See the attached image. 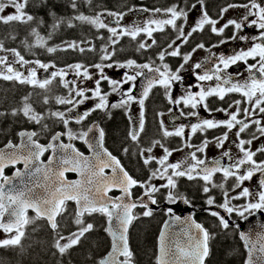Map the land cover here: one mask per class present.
Segmentation results:
<instances>
[{
	"label": "snow or ice",
	"instance_id": "1",
	"mask_svg": "<svg viewBox=\"0 0 264 264\" xmlns=\"http://www.w3.org/2000/svg\"><path fill=\"white\" fill-rule=\"evenodd\" d=\"M29 2L30 0H0V23L6 25L13 22L27 24L33 21L35 17L26 11ZM86 2L91 4L92 0H86ZM197 4L201 8V16L189 31H185V25L177 24V21L183 19L186 22L189 13L195 11ZM70 6L73 10H77V0H70ZM8 8H11L13 11L5 14ZM231 8L245 9L242 20L238 22L237 20L230 19L219 28L216 26L218 20L211 18L208 14L205 0H196V3L191 4L190 7L186 4L183 8L179 4H174L167 8L152 9L143 6L137 8L134 6L129 8L128 12H113L105 9L103 13H98L95 16H87L79 13L74 17L75 20L90 24L97 28V30L107 29L111 37H115V39H111L110 37L111 44H116L122 36H130L135 41L140 33H145L151 39V43L138 42L137 51L153 47L157 43L152 38L153 32L156 30L163 31L166 26H171L177 32V37L168 43L167 48L158 53V59L161 62L165 60L166 56H180L183 44L189 43L193 34L197 31L204 30L205 25L210 26L211 31L217 35L223 34L230 26H234L237 32L242 31L245 25L249 28L255 27L258 30V35L247 36L233 33L230 37L232 40L251 41V46L247 49L242 48L239 51H234L230 55H224L222 53L218 57L213 54L211 68H207L201 63L193 66V74L196 80L198 82L215 80L217 83L214 87L207 86L205 88L203 84H198L197 87L200 88L199 92L193 93L191 88H189L185 95L179 97H174L172 94L174 83L182 81L179 72L184 68V64H187L191 59L192 53L197 49H203L205 47L204 44H198L192 49V52L183 54L184 64H181L175 71L171 70L166 63H162L160 67H154V62L152 64L144 63L141 65L137 64L134 60H127L125 63L110 62L107 64L92 65L100 73L99 79H95V87L92 89L80 87V83L83 81L94 79L89 73L88 67L80 63L67 66L74 71L76 77L81 78L80 82H78L77 80H66L65 77L69 73L64 69L49 72L50 68L56 67L54 64L44 63L40 60H25L15 49H11L10 51L18 57L16 63L20 65V68L24 69L23 72L19 68L13 67V64L8 62L7 57H0V78L4 80L15 79L22 84H31L47 90L53 80L59 77L63 86L69 90V95L67 97H55V103L57 105H69L70 107L66 111L57 110L50 112L49 115L64 125L67 129L66 135L70 141L80 139L93 152V157L90 158L85 157L71 143H49L47 146H43L37 139H34L37 137L35 131L20 133V136L23 138L21 144L14 145L10 141L6 145L7 150H0V229H3L5 233L9 234L8 238L0 240V247L21 245V240L25 236L23 229L25 225L32 223V219L26 215L28 209H32L36 213L37 218H46L51 229L57 232L59 227L57 217L66 211L67 201H74L77 205L75 210V223L80 227L78 232L72 234L68 243L61 244L60 240L64 239V237L58 236L55 247L59 253L63 255L69 248L78 244L86 233L92 230L93 225L91 223L85 225L82 220L85 213L88 215L100 213L108 218L109 227L106 231L112 236V252L100 260L99 264H132L133 252L129 247L128 231L133 220L137 218L132 213V209L138 206L143 207L146 209L143 212V216H151L152 209L149 208L148 202L153 205L157 204L158 201L155 198V194L160 192L161 189L167 190L166 199L169 203L174 204L178 200H183V203L189 204L190 201L180 196L177 192L176 178L180 177H186L189 181L196 179L203 181L202 190L205 194H209L212 188H220L223 190L224 202L216 206L228 214L227 219L220 212L211 210V206L215 204V200L211 195L208 196L206 201L207 205L210 206L206 210L211 216L219 220V224L223 229H229L233 214L247 220L249 215H254L258 211L264 212V161L257 162L254 159L258 152L264 153V147L258 148L256 151H252L250 147H245V145L250 146L253 140L258 138L255 134H252V138L248 140L240 138L241 133L249 129L252 124L256 125L257 131L260 135L264 136V126H261V119H253L256 115L264 114V0H246L245 3L226 4L220 9V18L222 19L224 13ZM137 11L151 14V18L145 21L143 27L139 25L120 26V22L125 15ZM102 16L111 18L109 23H104L101 19ZM61 23H63L62 19L54 23L53 28L59 27ZM152 25H156L157 28L151 27ZM72 26L71 21H69V27ZM32 34L36 36V44H29L28 47H45L46 42L44 38L40 37L35 29H32ZM51 35L49 33V38H51ZM99 38L102 39V37ZM177 40H181L182 43L177 44ZM226 42V40L222 39L219 43L223 44ZM218 46L213 45V47ZM67 49H78L80 52L94 50L92 48L85 49L76 42L67 43L66 49L64 50ZM0 50H3L2 42H0ZM46 50L49 53H53L58 49L47 47ZM101 51L104 53L101 56L102 61L111 60V53L107 51V46L102 48ZM249 60H253L255 63H249ZM30 63L35 64L36 67H27ZM240 63L246 65V71L249 73V77L244 82H233V76L227 73L226 70L230 66H238ZM114 66L119 68L135 67L137 69H147V72L152 75L146 76L144 71H135L134 74L125 72L123 79L117 81L104 74L105 67L112 68ZM5 69L7 74L5 73ZM38 69H43L48 73V76L39 78L37 76ZM196 69H201L202 74L197 73L195 71ZM25 72L27 75H25ZM138 77H145V84L142 85V91L139 97L132 95ZM103 80H106L111 86L110 93L102 92L101 81ZM124 84H130L131 86L127 90H124L122 87ZM156 85L164 88L165 95L170 104L175 106L183 104L185 108H191L193 110L187 113L181 110L179 113L180 117H197V123L188 125L190 134L187 135L184 125L169 130L164 125L163 120L160 121V130L164 139L172 136L180 137L184 141L185 147L194 149L188 153V157L184 161L170 163L169 157L172 155L174 149H170L163 140H153L147 148L139 147L141 134L145 130V99L148 97L151 89ZM88 92H91V96L86 94ZM73 93L75 95H72ZM112 93H118L121 98L118 102L110 104L108 102V96ZM228 93H240L243 98L242 100H234L229 104L228 108L216 109V111L224 112L228 119H204L199 116L197 109L200 106L208 112L212 111L206 103L208 97L218 96L220 100H224ZM89 99L98 100L93 109L85 110L83 113L75 116L71 115L72 112ZM28 101L29 97H25L23 108L14 110L12 114L18 115L22 111L23 115L29 120L42 125V129H47V124L42 123L46 117L36 113ZM132 102H138L141 111L138 124L131 116L129 117L133 125L129 136L133 142L137 143L138 154L143 159L145 166H150L153 162L160 166L152 169L151 175L145 181H139L133 178L121 166L119 160L115 156H112L107 149L103 148V138L105 135L103 129L99 130L98 138L93 141L89 137V133L93 131L92 128L81 133H75L69 127L71 121L80 123L92 111L122 108ZM44 103H49L47 96L44 98ZM242 103H247L248 107H242ZM232 108H235V111H231L230 109ZM169 112H173V109H169ZM240 114H243L245 119H238ZM0 115H3V113H0ZM159 115H163V113ZM173 119H175V116H173ZM237 126L239 127L234 135L239 140V143L236 147L243 155L227 165H222L219 160L212 161L209 164L204 159L198 157L197 153H202L207 148L209 143L207 139L200 145L189 143L191 136L197 132L225 127L228 131L216 138L217 147H222L228 139L229 132L237 128ZM64 134H54L52 141H59L60 137ZM155 147L162 148L164 154L160 157L153 155L152 153ZM49 149L53 150V156L49 158L46 165H43L40 162V157ZM124 151L127 152L128 149H124ZM223 156L228 157L229 160L232 159L230 151L224 152ZM188 158L193 163L187 164ZM17 163H23V171L17 169L11 177L4 174L6 167L15 166ZM186 164L187 167H185ZM105 169H111L110 176L105 174ZM69 170L80 174L82 177L81 182H68L62 179L64 173ZM221 172L224 182L218 184L214 181L213 177L216 173ZM256 173H259L261 176L259 189L256 192H252L248 187H243L241 191L236 192V189L242 187L244 181L251 180ZM41 174L43 181L39 179ZM230 177H234L236 181L231 188V192L235 193V195H231L229 190L225 188V182ZM16 178H20L19 184L15 183ZM153 179H160L165 182L156 186L151 183ZM40 187H44L47 193L46 195L41 196L36 192V189ZM135 187L144 189V192L142 197L132 199V189ZM113 188L118 189L121 195L114 198L108 196V192ZM241 198H244L246 202L243 204L232 203ZM167 213L171 215L172 209H167ZM5 214L8 216L7 221L3 219ZM174 219L180 221L181 218L175 216ZM188 219L191 220V217ZM193 227L195 231L191 230ZM235 227L239 229L240 226L236 224ZM182 234L187 238L186 243L180 244L179 242H175L173 247L172 244L166 242L167 237L165 232H161L159 256L157 257L156 264H205L206 258L210 253L208 243L210 239L209 231L200 223H196L193 220L189 228L182 230ZM239 234L240 239L245 241V247L249 252V258L246 264H264V232L256 233L255 239L244 231H240ZM257 253L259 255H256ZM117 254L123 257V259L117 260Z\"/></svg>",
	"mask_w": 264,
	"mask_h": 264
},
{
	"label": "flooded vegetation",
	"instance_id": "2",
	"mask_svg": "<svg viewBox=\"0 0 264 264\" xmlns=\"http://www.w3.org/2000/svg\"><path fill=\"white\" fill-rule=\"evenodd\" d=\"M46 0H41L42 4H45ZM56 2H60V0H55ZM98 1V2H97ZM97 2V4H96ZM113 2V3H112ZM246 0H205V6L206 10L209 14V16L213 19L218 20V24L216 25L217 28L222 27L228 20L234 19L240 22L242 20V17L245 14L244 8H231L226 13H224L223 18L221 19L219 16V12L222 6H225L229 3H245ZM67 6L69 8L68 18L66 20L65 27H62L61 29H57L56 31L50 28L47 24L39 26L33 25L37 33H39L40 37L44 38L45 47H36L33 46L31 48L28 47L29 44L35 45L36 44V36L32 34V30H28L26 33H24L22 36L19 37V41L16 42H9V43H2L3 44V50H0V57H7L8 62L13 64V67L19 68L22 72L24 71L23 68H20V65L16 63L18 57L14 55L11 49H15L17 52L20 53L24 57L25 60L28 61H35L40 60L44 63L54 64L55 68H50L51 71H57L59 69H64L69 74L65 77L66 80L72 81L77 80L80 82L81 78L76 77L74 71L69 69L67 66L76 64V62H80V64L88 67L89 73L94 77L92 80L83 81L80 83V87L92 89L95 87V79H99L100 73L99 70L95 67H92V65L95 64H107L110 62H118V63H125L127 60H134L137 64H144V63H150L153 64L154 67H160L162 63L168 64L169 68L173 71H175L181 64H184L183 60V54H187L192 52V49L196 47L198 44H204L205 47L203 49H197L194 53L191 55V59L188 61L187 64H184V68L179 72V75L182 77L181 82H176L173 85L172 94L174 97H179L182 95H185L189 88H191V91L193 93L199 92L200 88L197 87L198 84H203L205 88L207 86H215L217 81L211 80V81H204V82H198L196 80L195 75L193 74V66L197 63L204 64L205 67L211 68L212 67V57L213 54L215 56H219L220 54L224 55H230L234 51H239L240 49H247L251 46V41H240V40H232L230 37L233 35V33H237V35H247V36H253L258 35V30L255 27L249 28L246 25L244 26L243 30L240 32H237V30L234 28V26H230L228 29L225 30V32L221 35H217L211 31L210 26L205 25L204 30L197 31L193 34V36L190 38L189 43L183 44L181 48V55L177 57H171L166 56L165 60L161 62L158 59V53L165 48H167L168 43H170L172 40H175L177 37V32L173 30L171 26H166L163 31L156 30L153 32V37L157 43L151 47L144 50L137 51L138 48V42H145V43H151V39L145 34L140 33V35L137 36V39L134 41L131 39L130 36H122L119 41L116 44L110 43V37L111 34L107 31V29H99L95 28L94 26L87 24V23H81L76 25V22L78 20H75L72 14H75V10L72 9L70 6V0H67ZM196 3V0H92L91 4L87 3L86 0H77L78 4V13L77 15L82 12L85 14L82 9H88L87 14L90 13L91 5H97V12L103 13L105 9L113 11V12H128L129 8L132 7H140L143 6L145 8H167L174 4H179L181 8H183L186 4L190 7L191 4ZM86 15V14H85ZM159 16V14H158ZM201 16V8L200 5L197 4V7L195 11L190 12L187 21L185 22L183 19H180L177 21V24H183L185 25V31H189L192 26L195 25L196 21ZM151 18V14L147 12H130L127 15L124 16L123 20L120 22L121 27H127V26H134L139 25L140 27L144 26V23L147 19ZM101 19L104 21V23H109V20L111 18L102 16ZM69 21H71L72 27H69ZM34 23V22H33ZM77 26V27H76ZM93 28H92V27ZM151 27L157 28L156 25H152ZM64 29L71 30L74 33H70L69 35L65 36L63 34ZM49 33H51V38H49ZM64 35V36H63ZM99 37H102L99 38ZM111 39H115V37H111ZM226 40V43L220 44L219 42L221 40ZM9 40H16V39H10ZM76 42L77 44H80L81 47H84L85 49L92 48L93 51H84L80 52L78 49H66L67 43ZM181 40H177V44H181ZM213 45H219L218 47H213ZM93 46V47H92ZM107 46V51L111 53V60L102 61L101 56L104 54L101 49ZM47 47H54L58 50L53 53L47 52ZM63 56H67L64 58ZM73 56H77L78 59H73ZM50 57V58H48ZM249 63H255L253 60H249ZM27 67L34 68L36 67L35 64H29ZM222 67V65H221ZM44 71L43 69L37 70V76L39 77V73ZM135 71H144L147 73V69H137L135 67L133 68H119V67H112V68H104V74L107 75L109 78L114 80H122L124 77V73L128 72L130 74H134ZM197 73L202 74L201 69L195 70ZM227 73L231 74L233 76V82H244L248 79L249 73L246 71V65L243 63H240L237 65L230 66L227 70ZM6 73V69H5ZM7 74V73H6ZM239 74V75H237ZM25 75L27 73L25 72ZM141 77H138L135 84L136 87L133 89L132 95L139 97L140 95L137 92V84L139 83V79ZM0 83H6V84H13L15 86L19 87H26L29 89L30 97L29 101L31 104H39L38 108L35 106V112L40 114L43 117H46L42 121L43 124H47V129H42V125L37 124L34 121L29 120L27 117L23 115V112H20L18 115L11 116L17 118L18 125L14 128V130L8 134V136L3 135L0 131V150L5 148L6 145L11 141L14 145H19L22 142V138L20 136V133L22 132H33L35 131L37 133V137L34 139H37L38 142L43 145L47 146L49 143H52V136L56 133H65L60 137V140L57 141V143H64L68 144L71 143L74 148H76L79 152H81L84 156L89 155V148L88 146L80 139L75 140H69L68 136L66 135L67 129L64 127V125L57 120L54 117H51L49 115L50 112L61 110L66 111L69 105H57L55 103V97L62 96L67 97L69 95V90L63 86V84L60 82L59 77L53 80V82L48 86V89H41L38 86H33L31 84H22L19 81L13 79V80H4L3 78H0ZM108 84L106 80L101 81V90L104 93H110L111 92V86ZM131 85L127 84L125 86L126 89H128ZM88 96H91V92L86 93ZM115 93H112L108 96V102L116 103L120 100L119 99H112V96ZM72 95H75L74 93ZM33 96V97H31ZM49 98V103H44L45 97ZM242 96L240 93H228L225 96L224 100H220L218 96H212L208 97L206 100V103L208 104V107L212 109L211 112L206 111L202 106L198 107L197 111L199 112V116L204 119H216V120H226L228 117L225 115L224 112L216 111V109L220 108H228L229 104H231L234 100H242ZM98 102L96 99H89L86 100L82 105H80L74 112L71 113L72 116H75L79 113H83L85 110L93 109L95 104ZM133 105V108L135 110L134 113H130L129 111H126V107L122 108H109L107 110L101 111V110H95L92 111L91 114L86 117L85 120L81 121L80 123H76L75 121H71L69 124V127L73 130L75 133H81L83 131H87L89 128H91L93 125H97L99 129H103L104 131V138H103V147L107 149L108 152L112 154V156H115L121 166L135 179L139 181H145L148 179V177L151 175V170L160 167L158 164L153 162L150 166H145L143 163V159L138 154V145L137 143L133 142L129 136L130 131H132L133 125L130 122L129 117L131 116L134 120L137 121V124L139 122V116H140V105L138 102H132L130 103ZM242 107H248L247 103H242ZM169 109H173V112H169ZM183 110L184 112H190L193 111L191 108H185L183 104L179 106H175L173 104H170L166 95L164 88L156 85L154 86L148 97L145 99L144 104V117H145V130L141 134V139L139 142V147L147 148L150 146L151 142L153 140H163V142L170 148L174 149L172 155L169 157L170 163H176L178 161H184L186 157H188V153L193 151L194 149H190L188 147L184 146V141L180 137L172 136L168 137L167 139H164L162 137V133L160 130V121L163 120L164 125L169 129L172 130L174 127L184 125L185 126V132L186 135L190 134V128L188 125L192 123H197V117H180L179 113ZM231 111H235V108L230 109ZM117 113L121 114V116L124 119L125 122V139L126 142L124 144L120 145L117 150L111 151L109 147L106 144V131H105V125L107 122H109L114 115ZM160 113H163V115H159ZM173 116H175V119H173ZM238 119H245L243 114H240L238 116ZM253 119H261V126H264V114L262 115H256L253 117ZM148 121L149 124H152L153 130L152 132L148 133ZM237 128H234L231 132H229L228 139L224 142L222 147H217L216 145V138L222 136V134L227 130L225 127H218L214 129H208L205 132H197L195 135L191 136V140L189 143L193 145H200L203 143L205 139L209 141L207 148L202 153H197L198 157L201 159H204L206 162L211 164L212 161L219 160L222 165H227L229 163L234 162L236 159L242 157V153L239 151V149L236 147V145L239 143V140L234 135V133L238 130ZM1 130V127H0ZM4 134V131H3ZM252 134H255L258 138L253 140V143L248 146L245 145V147H250L252 151H256L258 148L264 147V136L260 135V133L257 131V126L252 124L250 125V128L247 129L244 133H241L240 138L244 140H248L252 138ZM235 141V143H234ZM124 149H128L127 152L124 151ZM51 149L44 152L43 155L40 157V162L43 164L47 163L51 156ZM226 151H230L231 154V160H229L228 157L223 156V153ZM131 154H134L133 156ZM153 155L160 157L162 156L163 149L160 147H155L153 149ZM128 155H131L130 157ZM147 155V153H145ZM135 156V157H134ZM138 159L140 163V171L137 172L136 170H132L133 172H129L126 169V164L130 165V162H135L134 159ZM254 159L259 161H264V153L258 152L257 155L254 157ZM193 161L188 158L187 164H191ZM125 164V165H124ZM187 164L185 167H187ZM17 169L24 170L23 163H17L15 166H8L4 169V174L11 177L16 172ZM109 171H105V174H109ZM76 178L73 174H66L65 179L66 181H72ZM27 179V177H25ZM177 179V192L180 196L187 198L190 203L185 204L183 203V200H178L176 203H169L166 199L167 190L161 189L160 192L155 194V198L157 199L158 203L155 205H151L152 209V215L145 217L143 216V212L146 210L145 208H138L134 211V215L137 217L134 219V222L132 223V226L140 221V220H148V219H154L157 217V225L158 230L155 238V250L154 255L152 257V263L156 264L157 261V245H158V236L161 231L162 226L166 222L168 217H175L178 216L180 218L183 217L184 214H189L196 223H200L206 230L210 233V239H209V249L211 253V246L215 240V238L218 236L219 232H229L233 233L243 251L244 254V260L245 261L247 250L245 247L244 242L240 239V229L243 227V225L246 223V221L250 222H261L264 223V212H256L254 215H249L247 220L242 219L235 214L232 215L230 220V227L229 229H223V227L219 224V220L216 217H213L209 214V212L206 209H209V205H207L206 201L209 195H211L214 200L215 204L211 206L212 211H218L221 215H224L225 218H228V214L223 211V209L218 208L216 205L222 204L224 202V196H223V190L220 188H212L211 192L209 194H205L202 190L203 188V181L196 179L189 181L186 177H180ZM214 181L216 183H221L223 181V174L216 173L213 177ZM261 179V176L259 173H256L251 180L244 181L241 188L236 189V192H239L242 190L243 187H248L252 192H256L259 189V180ZM165 181H162L160 179H153L151 181L152 184H155L156 186H159L160 184L164 183ZM235 178L230 177L227 182H225V188L229 190L231 195H235V193L231 192L232 186L235 184ZM191 185L190 188L194 189V193H190L187 191V186ZM37 193H40L41 196L47 194L44 187H40L36 189ZM144 189L140 187H135L132 189V198L137 199L143 196ZM189 192V193H188ZM120 195L119 192L112 191L109 193L110 197H118ZM246 200L244 198H241L240 200L233 201L234 204H243ZM67 208L66 211L63 212L60 216L57 217V221L59 224L58 231L54 232L48 221H46L44 218H37L36 213L32 209H28L26 215L32 219V223H29L28 225H25L24 232L25 236L21 240V245L17 246H7V247H0V262L3 259L10 258L9 256L12 254H16L17 252H25L26 249H28V252H30V249L35 248L39 245H47L49 249V257L48 262L44 264H75L73 260H71L70 256V250L77 247L79 243L69 248L63 255H61L58 251V249L55 247V242L58 239V236H63L64 239L71 238L73 233L78 232L79 225L75 223V210L76 205L74 201H67ZM172 209V214L167 213V209ZM82 220L84 221V224L91 223L94 226L101 222L102 224V230L105 235L106 234V226L108 223V218L100 213H93L91 215H88L87 213L84 214L82 217ZM100 220V221H99ZM255 223V224H256ZM236 224H239V229L235 227ZM254 224V225H255ZM100 225V224H99ZM92 228V229H93ZM90 230L89 232H91ZM88 232V233H89ZM86 233V234H88ZM43 234L46 235L45 240L40 241H33L30 240V238L33 237H42ZM85 234V235H86ZM9 234L5 233L3 229H0V240L8 238ZM108 236V235H107ZM109 245L107 250H105L101 256H98L94 258L91 263L92 264H99L100 260L104 259L111 248V241L108 237ZM69 241H63L60 240L61 244L68 243ZM130 245V242H129ZM131 249V246H130ZM132 251V250H131ZM206 258L205 264H207V261L210 257ZM3 255H8L5 257H2ZM123 257H119L118 260H122ZM132 263H135L134 257H132ZM30 264H37V263H30Z\"/></svg>",
	"mask_w": 264,
	"mask_h": 264
},
{
	"label": "trees",
	"instance_id": "3",
	"mask_svg": "<svg viewBox=\"0 0 264 264\" xmlns=\"http://www.w3.org/2000/svg\"><path fill=\"white\" fill-rule=\"evenodd\" d=\"M66 2L67 0H60V2H56L55 0H46L45 4H42L41 0H30L26 11L33 15L35 19L27 24L13 22L6 25L0 23V42L17 43L20 36L28 30H32L34 28L33 25L39 26L40 24H47L55 31L57 29L62 30V27H65V22L69 13V8ZM96 7L97 5L92 4L89 14L86 13L88 12V9H82V11L88 16H95V12L98 11ZM93 10H95V12H93ZM78 11L79 10H75V14H72V16H76ZM61 19L63 20V23L54 29L53 24ZM76 25H78V22H76ZM71 32V30L69 31L64 29L63 34L67 36ZM72 33H74V31ZM13 37H15L14 39L16 40H9V38L13 39ZM63 57L66 58L67 56ZM73 59L76 60L78 57L73 56ZM28 91L29 90L26 87L0 83V113H3V115H0V131L2 136H8V134L11 133L18 125L17 118L11 116V114L14 110L20 109V106H23L25 97H30V93H27ZM38 105L39 104H35L36 108L39 107ZM104 128L106 131V144L111 151L117 150L120 145L126 142L125 122L121 114L117 113L114 115L113 118L106 123ZM152 130L153 126L152 124H149L148 121V133L152 132ZM131 155L133 156L134 154ZM131 155L128 156L130 157ZM134 160L135 162H130V165L124 164L129 172H133L132 170L139 172L141 169L139 160L136 158ZM190 186L191 185L187 186V191L194 193L193 188L188 190ZM157 224L156 217L154 219L140 220L131 226L129 231V241L136 264H153L152 257L155 250V238L158 230ZM101 226V222L97 223L92 231L81 239L80 244L69 251V257L75 264H92L91 261L94 258L101 256L102 253L107 250L109 240L108 236L104 234ZM46 235L47 234H43L42 237H33L30 238V240H45ZM5 256L8 255H3L2 257ZM9 257L10 258L8 259H2L0 264H44L48 262L49 249L47 245L43 246L41 244L30 249V252L26 249L23 253L17 252ZM243 257L244 254L236 236L227 231L219 232L211 246V253L207 264H244Z\"/></svg>",
	"mask_w": 264,
	"mask_h": 264
},
{
	"label": "water",
	"instance_id": "4",
	"mask_svg": "<svg viewBox=\"0 0 264 264\" xmlns=\"http://www.w3.org/2000/svg\"><path fill=\"white\" fill-rule=\"evenodd\" d=\"M151 75H152L151 73H146V76H151ZM45 76H48V73L47 72L46 73H43V77H45ZM144 84H145V77H142L141 80H140V83H139V87H138V93L139 94H141L142 85H144ZM91 128L93 129V131L91 133H89V137L93 141H95L98 138L99 129L95 125L92 126ZM52 143H57V141L56 142H53L52 141ZM1 150H7V149L5 147V148H3ZM52 156H53V150L51 151V156L50 157H52ZM85 157H90V158L93 157V152L90 150V155L89 156H85ZM48 161H47V163H48ZM47 163H45L43 165H46ZM106 170H109L110 171V174H109V176H110L111 175V169H105V171ZM68 173H72V174H74L77 177V179L75 181H71V182H76V183L81 182V180H82L81 175L78 174L77 172L71 171V170L66 171L64 173V177L62 179L65 180V175L68 174ZM39 179L41 181H43L42 174L39 176ZM85 179H86V177H85ZM19 182H20V178H16L15 183L19 184ZM112 191L120 192L118 189H114L113 188L108 193H110ZM38 194L40 195V193H38ZM146 202H147V200H146ZM151 205H153V204H151L150 202H148V206L151 207ZM76 207H77V205H76ZM136 208H143V207L138 206ZM136 208H134V209H136ZM134 209H132V213H133ZM41 218H44V217H41ZM188 218H189V214H186V216L182 217V219L180 221H176L175 219H173L171 217L166 221V223L163 225V228H162L161 232H165L166 237H167V241H166L167 243L172 244L173 247L175 245V242H179L180 244H185L186 243V239L187 238L182 234V230L185 229V228H189L191 226V221L192 220H189ZM3 219L5 221L8 220L7 214H5V216L3 217ZM44 219L47 221L46 218H44ZM166 224H167V227H166ZM262 225H258V226L255 227L253 225H250V223L248 222V223H246V227H243L241 229V231H244L245 233H248L249 235L252 236L253 239H255L256 238V233H258V232H264V223H262ZM108 227H109V223H108L107 229H108ZM181 227H183V228H181ZM191 230L192 231H195L194 227ZM107 234L109 235V237L111 239V242H112V236L109 234L108 231H107ZM160 237H161V233H160V236H159V239H158V256H159V248H160ZM110 252H112V246H111ZM256 255H259V253H257ZM119 257L120 256L117 254V260H118ZM248 258H249V252H248L246 261L248 260ZM245 264H246V262H245Z\"/></svg>",
	"mask_w": 264,
	"mask_h": 264
},
{
	"label": "rangeland",
	"instance_id": "5",
	"mask_svg": "<svg viewBox=\"0 0 264 264\" xmlns=\"http://www.w3.org/2000/svg\"><path fill=\"white\" fill-rule=\"evenodd\" d=\"M11 11H13L11 8H8L7 10H6V12H5V14H7L8 12H11ZM127 84H124L122 87H123V89L124 90H127L126 88H125V86H126ZM109 86V85H108ZM119 98H121L120 97V95L118 94V93H115L113 96H112V99L114 100V99H119ZM126 111L128 112H130V113H134L135 112V110H134V108H133V105H131V104H129L128 106H126ZM63 241H69V238H67V239H63Z\"/></svg>",
	"mask_w": 264,
	"mask_h": 264
}]
</instances>
